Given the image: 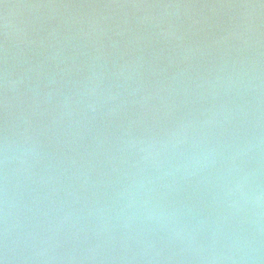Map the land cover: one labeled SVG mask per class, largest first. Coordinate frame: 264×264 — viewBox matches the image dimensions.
I'll return each instance as SVG.
<instances>
[{
	"label": "water",
	"instance_id": "water-1",
	"mask_svg": "<svg viewBox=\"0 0 264 264\" xmlns=\"http://www.w3.org/2000/svg\"><path fill=\"white\" fill-rule=\"evenodd\" d=\"M0 264H264V0H0Z\"/></svg>",
	"mask_w": 264,
	"mask_h": 264
}]
</instances>
